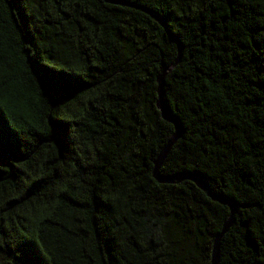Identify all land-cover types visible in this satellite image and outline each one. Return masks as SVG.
<instances>
[{
  "label": "trees",
  "instance_id": "obj_1",
  "mask_svg": "<svg viewBox=\"0 0 264 264\" xmlns=\"http://www.w3.org/2000/svg\"><path fill=\"white\" fill-rule=\"evenodd\" d=\"M126 1L156 17L0 0V264H211L228 205L152 175L163 73L160 173L236 202L218 264H264V0Z\"/></svg>",
  "mask_w": 264,
  "mask_h": 264
},
{
  "label": "water",
  "instance_id": "obj_2",
  "mask_svg": "<svg viewBox=\"0 0 264 264\" xmlns=\"http://www.w3.org/2000/svg\"><path fill=\"white\" fill-rule=\"evenodd\" d=\"M106 1L111 2V3L121 4V5H130V6H134V7L148 11L146 8L141 7V6L134 4V3L128 2L126 0H106ZM148 12L150 14H152L153 16H155V14L153 12H151V11H148ZM159 21L161 23H163L160 19H159ZM163 78H164V73L161 74L160 76H158V79H157V81H158V88H157L158 99H157L156 104H157V107L159 108V110L161 111L163 118L165 120L171 122L174 125L175 130H174V133L169 138V140L166 142V144L161 149L156 160L154 161V167L152 170V175L154 176V178H156L159 182H162V183L178 182V181L185 179V178L192 180L201 189L205 190L207 192V194L212 197V199L228 205L229 210H230L229 214L227 216V219L223 223L220 231L215 236L214 241H213V246H212L211 264H218L220 240H221L222 236L224 235V233L233 224L234 216H235V213L237 210V204L234 200L228 199L225 196H218V195L213 194L208 189L207 184L202 179H200L196 173H180V174H174V175H164V174L160 173V167H161L165 157L169 153L172 145L175 143V141L180 137V135L182 133V128H181V125H180L178 119L173 114H170L164 106L163 98H162Z\"/></svg>",
  "mask_w": 264,
  "mask_h": 264
}]
</instances>
